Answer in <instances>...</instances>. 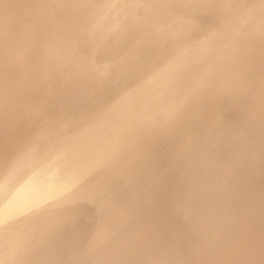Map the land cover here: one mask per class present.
Instances as JSON below:
<instances>
[{"label":"bare ground","instance_id":"1","mask_svg":"<svg viewBox=\"0 0 264 264\" xmlns=\"http://www.w3.org/2000/svg\"><path fill=\"white\" fill-rule=\"evenodd\" d=\"M166 1L68 3L75 15L91 8L54 33L59 56L70 28L113 4L121 14L93 22L115 47L102 70L71 77L50 72L46 17L5 6L0 63L12 62L19 79L9 84L21 92L13 100L12 87L0 85V264H235L213 251L228 238L239 264H264V147L248 159L225 142L228 128L252 126V111L241 110L250 92L264 100V28L258 38L259 24H247L259 21L260 0H172L178 16L163 10ZM136 25L143 40L135 32L115 43ZM255 62L254 71L242 65ZM83 200L97 211L96 235L79 249L71 240ZM64 234L70 250L57 241Z\"/></svg>","mask_w":264,"mask_h":264},{"label":"rangeland","instance_id":"2","mask_svg":"<svg viewBox=\"0 0 264 264\" xmlns=\"http://www.w3.org/2000/svg\"><path fill=\"white\" fill-rule=\"evenodd\" d=\"M179 2H181L180 0H178ZM74 3V5L76 3H79L80 0H0V34L3 33L6 28H8L9 26V19H8V15L4 12V8L5 6L9 5L12 6L14 8H18L22 11V13L25 14H30V15H35V16H40V15H44L46 17V21L50 22L53 26L52 31H51V35L50 37L52 39H50L48 41V47H47V55L50 56V72L51 73H58L59 71H63V70H67L68 72L66 73L68 76H73L76 73H81L83 70H90L91 73L90 74H96L97 72H99L100 70H102L103 68V64L106 61L105 58H107L106 53L108 51H110L111 49H115V47H111L110 45L106 44V42L104 40H102L101 36L99 33H97L95 30L93 31V22L96 24H107L110 21H113L116 19L115 17V13L116 16H118V18L120 17V10L117 8L116 5V9H113V6L115 7V4H113L110 8L108 9L105 14L97 16L94 20L93 19H88V20H93V22L90 23V25H88L89 27H91L89 29V27L87 25L84 24H79L76 27H72V29L70 28L68 30V34H67V38L64 40V43H67L64 48L62 46L63 51L65 52V50H67L66 55H62L59 56V53L55 50L54 48V43L56 38L54 39V33H56L58 36L61 34L62 30L65 29V26L67 25V23L69 22V20L71 18H79L81 21V18L79 17L80 13H87L91 6H86V5H80V13L75 15L73 14V12H71L70 10H68L67 5L68 3ZM35 3L39 4V9H37V7L35 6ZM141 6V5H140ZM264 7V0H260V7L258 9H256L255 11L259 10L258 13L255 14V16L260 15L259 17V21L255 22L252 18L249 20V23L247 24H251V30L257 25L259 24L258 28H257V34L259 33V35H257V37L259 38L262 35V29L264 28V11H261ZM118 12H113L114 10ZM137 11V15H142L143 14V9L142 7H139V5L136 7ZM164 11H166L167 13H170L172 16H178L183 14L182 13V6H175L172 4V0H167L165 2V6H164ZM180 10V11H179ZM113 12V13H110ZM112 14V15H110ZM118 14V15H117ZM112 17H115V19H111ZM107 18V19H106ZM152 27L154 26L156 30H158L159 28L157 27L158 23H156L155 21H152ZM263 24V25H262ZM246 27V26H245ZM143 26L142 25H136L135 27H133L131 29V31L129 32L128 35H126L124 38L122 36H118L119 38L115 41L116 44H118L119 42H122L123 40L125 41L126 39L128 40L131 36V33H137L136 36H139V40H143L145 38V34L142 31ZM92 30V31H90ZM93 33V34H92ZM248 34L244 35L247 36ZM264 37V34H263ZM1 35H0V39H1ZM251 38V37H250ZM107 39L111 40L112 37H107ZM261 51H264L263 49H261ZM106 55V56H105ZM74 56L78 57L81 62H83V64L80 65H76V64H70L72 59H75ZM36 64V63H35ZM242 65L244 67H246L245 69H249L250 70H255L257 69V62L255 63H251V64H245L242 63ZM13 64L10 60H8L5 64H1L0 63V85H6L9 87H12L9 82L10 81H14V79L17 78V80L19 79V76L14 73L12 74V71L14 70L13 68ZM66 66L69 68H66ZM59 75V73H58ZM221 83L225 86H230L231 85V79L225 78L223 80H221ZM254 89V88H253ZM21 90L20 88L17 87H12L11 90V96L14 99H16L19 94H20ZM241 110L244 111H249L251 110L252 113L250 114L249 117V122L252 124V126L250 127H230L228 128V132H229V136L227 137V140L225 142L232 144L238 151H242L246 154V156L248 157V159H250L251 157H257V154L260 153V148L264 147L263 146V139H264V132L262 131L260 124L262 122V118L264 116V100H262L260 98V96L257 95L256 93V89L253 90V93L250 92L249 98L245 99L242 104H241ZM10 126L8 125V127L6 126L7 130ZM234 129H243L245 130L247 133L249 134H253L255 135L259 140H258V144H252L251 145L249 143H247L245 141L246 136L244 137H236L235 135H238L239 133H234ZM9 133V131H7ZM10 130V128H9ZM18 133V132H16ZM14 134V133H13ZM10 138V139H9ZM7 140H11V136H9L7 138ZM6 140V141H7ZM140 140V146H142L144 144V141ZM249 155V156H248ZM264 157V155H260L259 158ZM213 159V158H211ZM216 168H213V166H211L212 169L211 172L213 173L214 177L215 175L221 170V167H218L217 165L215 166ZM244 168H248V167H244ZM208 169V171H209ZM258 171V175L264 173V167H259L257 168ZM228 176H232L231 173L226 172ZM83 202V203H82ZM81 203V208H83L85 211V215L84 213L81 215L82 219L80 221H82L81 225H80V221H79V225L75 228L72 229L74 232H78L79 229H82V233L79 232V234L76 232V234L82 236H78L74 239L72 236L73 231L68 228L70 230H68L69 237L71 240V243L74 244L77 242V245H80L79 249H83L82 245L86 246L87 243L93 239V237L96 235V220H97V214H96V209L93 207V205H90V202L83 200ZM85 205V207H84ZM90 205V206H89ZM91 208V210H90ZM94 208V209H92ZM88 209V210H87ZM88 211V214L86 213ZM90 211V212H89ZM92 212V213H91ZM95 212V214H93ZM87 214V215H86ZM88 216V217H87ZM91 216V217H90ZM80 217V218H81ZM94 217V218H93ZM86 218V219H85ZM90 218V219H89ZM89 219V221H88ZM92 219V220H91ZM84 220V221H83ZM87 220V221H85ZM94 220V221H93ZM91 221V222H90ZM86 222H87V227H86ZM93 222V223H92ZM95 222V223H94ZM83 223H85V225H83ZM90 224V225H89ZM92 225V226H91ZM95 227H94V226ZM84 228H83V227ZM85 227L87 229H85ZM91 227V228H89ZM67 227L64 228V231L66 232ZM89 228V229H88ZM92 228L93 231H92ZM85 229V230H84ZM91 229V230H90ZM92 232H90V231ZM219 230L220 228L217 229H213V232H215V236L219 235ZM72 231V234H71ZM91 234H89V232ZM68 232L66 233V235L68 236ZM85 233V234H84ZM88 233V234H86ZM95 234V235H94ZM65 235V234H64ZM63 237V240H65V242L62 240L61 241L57 240L58 242L61 243V247L65 244L66 246H70L72 247V244L70 243V239H68V237L65 235ZM87 236V239L86 236ZM90 235V237H89ZM93 236V237H92ZM92 237V238H91ZM83 240L82 241H78L77 239ZM222 239H226L225 237H223ZM67 240H69V243H67ZM76 241V242H75ZM85 241V244H84ZM56 242V244L58 243ZM64 242V243H63ZM74 242V243H73ZM82 242V243H81ZM58 243V247L60 246ZM80 243V244H78ZM70 244V245H69ZM64 247L63 246V250H67L70 247ZM233 243L232 241L228 238L224 243L216 246L213 248V251L215 254L217 253H224L225 256H227L228 261L229 262H235V264H239L235 258H234V252H233ZM60 248V247H59ZM65 248V249H64ZM67 248V249H66ZM75 247H73L74 249ZM77 248V246H76ZM70 250V249H69ZM216 264H219V260L216 259L215 260Z\"/></svg>","mask_w":264,"mask_h":264}]
</instances>
